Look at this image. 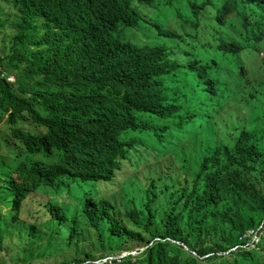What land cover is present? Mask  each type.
<instances>
[{
    "label": "trees",
    "instance_id": "16d2710c",
    "mask_svg": "<svg viewBox=\"0 0 264 264\" xmlns=\"http://www.w3.org/2000/svg\"><path fill=\"white\" fill-rule=\"evenodd\" d=\"M171 5L0 0L8 48L0 56V104L5 137L20 142L16 165L0 179L23 221L0 235V245L55 224L66 228V255L51 257L69 258L72 245L76 252L60 264H110L102 260L126 251L138 255L112 264H264V85L258 97L233 101L229 79L207 57L204 70L191 56L150 66L129 35L155 29ZM171 123L199 131L181 147L180 155L190 152L181 172L174 180L138 171L137 154L179 149ZM24 155L51 160L17 162Z\"/></svg>",
    "mask_w": 264,
    "mask_h": 264
},
{
    "label": "clouds",
    "instance_id": "9594fccd",
    "mask_svg": "<svg viewBox=\"0 0 264 264\" xmlns=\"http://www.w3.org/2000/svg\"><path fill=\"white\" fill-rule=\"evenodd\" d=\"M169 1L172 5L167 12L156 17L155 29H134L129 35L132 46L145 54L148 64L152 67L161 65L163 68L175 64L172 58L182 60L191 56V64L204 70L201 57H207L219 67L221 80L227 84L229 79V92L233 101L244 100L251 94H256V97L261 95L259 85H264V80L258 72H250L238 59L249 49L254 37L260 39L264 36V0ZM241 23L245 26L243 31L239 30ZM256 55L264 59L261 50ZM239 81H242V85H238ZM255 104L256 100L253 107ZM171 127L182 141L179 149L170 151L164 157L154 150L137 154L138 171L152 176L171 174L168 170H172L173 166L166 158L176 155L181 172L183 157L190 158L188 149L180 155L181 147L192 141L199 131L181 129L173 123ZM167 177L175 180L176 176ZM118 203L121 204L120 201ZM249 235L253 237V243L258 245L261 242L258 231H251ZM130 255L136 256L138 253L126 251L119 256L105 258L102 263L110 261L112 264Z\"/></svg>",
    "mask_w": 264,
    "mask_h": 264
},
{
    "label": "rangeland",
    "instance_id": "374dc122",
    "mask_svg": "<svg viewBox=\"0 0 264 264\" xmlns=\"http://www.w3.org/2000/svg\"><path fill=\"white\" fill-rule=\"evenodd\" d=\"M1 5L3 8L6 7L7 11L6 2H2ZM3 8H0V13L4 11ZM9 11L10 10L8 9V12ZM239 30H245V26L242 23L239 26ZM4 39L5 37L3 36V34H0V56H3L8 52L7 47H5L4 49L1 46ZM259 50H261V52H264V37L262 39H259L257 36L253 38L252 43H250L249 45V49L246 50L238 60L248 69H250V72H258V75L261 76L264 59L262 58V56L256 55V52ZM1 69L3 70V73L7 75V80H9L10 82L15 81L16 78L13 75V72L8 71L6 63H4ZM2 114L4 113H2V106L0 104V142L2 144V148L0 150V177L2 179H6L8 171L6 165H13L16 163L15 160L18 156V152L20 151V142L12 134H9L8 137H5V132H7L5 123H7L8 120L7 115L4 116ZM25 127L32 130H42V128H38L32 123L27 124ZM35 157H42L47 160H51V158H46L44 156L24 155L18 158L17 162ZM166 159H169L173 166V169L168 171L172 176H177L180 172V166L177 156L170 155ZM157 166L161 167L160 164H158ZM146 177L147 176H142L143 179H145ZM2 179H0V235H3L7 228L12 226L18 227L19 224L23 223V221L19 217V214L16 212V210L13 209V206L11 205L12 198L10 193L8 192L7 188L2 187ZM123 192L124 189H119L116 192V196L114 198L117 200V202H123ZM16 222L18 225L16 224ZM65 238H67L66 228L58 227L55 224L49 226L46 230L34 236L32 240H22L16 243L15 235L7 241H2V244L0 245V264H60L63 260L67 262L68 260L73 259L76 254L75 245H72L71 249L69 250V258L59 259L56 257H51L56 254L62 256L66 255ZM16 244L18 246L17 251ZM9 252H12V254L7 255V253ZM16 252L18 254H16Z\"/></svg>",
    "mask_w": 264,
    "mask_h": 264
}]
</instances>
